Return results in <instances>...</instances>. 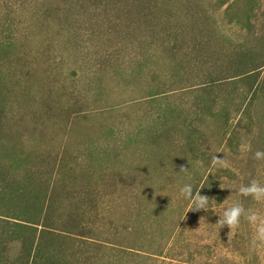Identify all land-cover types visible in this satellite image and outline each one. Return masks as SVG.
Wrapping results in <instances>:
<instances>
[{
	"label": "rangeland",
	"instance_id": "rangeland-1",
	"mask_svg": "<svg viewBox=\"0 0 264 264\" xmlns=\"http://www.w3.org/2000/svg\"><path fill=\"white\" fill-rule=\"evenodd\" d=\"M132 1L0 0V113L7 117L1 132L31 156L30 162L45 167L42 170L55 159L72 168L79 184L76 190L85 203H95L99 209L96 219L87 214L99 238L141 250V258H124L125 264H160V260L149 259V253L166 238L167 228L178 221L179 212L189 208L181 188L188 184L194 187L207 173L208 165L201 159L208 156L192 155L182 150L181 144L190 139L204 146L203 150L214 151L222 141L216 124L205 122L195 136L180 124L172 143L160 136L154 145L146 143L142 131L147 123H155L159 107L147 103L145 74H137L132 86L126 84L131 77L121 81L114 74L118 68L129 76L133 62L141 59L142 48L129 42L130 38H120L127 24L125 9ZM200 1L225 48L231 51L234 45H242L255 54L256 65L264 63V0H257L258 11L249 32L229 24L216 0ZM165 3L179 13V0H159L160 6ZM244 3L238 1L240 10ZM132 34V38L144 35L140 30ZM143 47L147 49L145 44ZM220 62L243 72L251 68L242 67L241 61ZM50 69L51 79L71 87L83 107L64 110L65 98L48 88L46 70ZM234 74L238 73L223 76ZM240 96L235 95V99H242ZM251 116L256 139H243L249 147L246 157L232 160L223 155L220 162L235 169L241 178L232 186L234 206L240 205L246 215L257 213L264 220V199L257 201L240 192L253 181L264 186V159L254 158L255 152H264V103L256 104ZM204 221H186L180 241L167 253L170 256H163L181 251V245L190 251L201 250L206 256L203 247L209 245L215 254L233 259L234 264H264V244L252 246L256 227L244 216L233 229ZM119 225L129 228L123 232L118 229V236L113 238ZM102 247L104 264L120 263L121 257L109 250V245L103 243ZM85 253L91 257L95 254Z\"/></svg>",
	"mask_w": 264,
	"mask_h": 264
},
{
	"label": "trees",
	"instance_id": "trees-1",
	"mask_svg": "<svg viewBox=\"0 0 264 264\" xmlns=\"http://www.w3.org/2000/svg\"><path fill=\"white\" fill-rule=\"evenodd\" d=\"M238 1L215 2L219 8H224L229 24L249 32L258 11V1L244 0L243 10L238 8ZM202 8L200 0H179V13H176L169 3L160 6L159 0H133L125 9L126 29L117 33L125 40L130 38L129 42L142 49L141 59L133 62L129 76L117 68L115 77H120L121 81L131 77L126 84L132 86L137 74H145L149 84L145 90L147 103L159 107L155 123H147L142 131L147 137L146 143L154 145L159 136L172 143L178 137L180 124L195 136L205 122L216 124L222 141L214 151L203 150L204 146L190 139L185 145L181 144L180 148L192 155L208 156L201 159L208 165L207 173L202 181L194 184L192 193L207 197L209 209L190 210L192 203L188 199V210L179 212L178 221L168 226L166 238L161 239L152 252H145L150 254L152 261L160 260V264H197L200 261L203 264H234L233 259L215 254L209 245L203 247L206 256L201 250L190 251L187 245H181L182 250H176L171 257L163 255L170 256L167 253L180 241L186 221L203 219L204 223H218L222 212L234 206L232 186L240 183L241 178L235 169L221 165V157L228 155L232 160H241L248 154L249 147L242 141L256 139L252 109L264 103V75L260 76L264 63L256 65L255 54L242 45L230 47L231 51L225 48L222 37ZM200 14L204 15L203 19ZM135 30L144 35L132 38ZM226 59L241 61L242 67L251 65V68L243 72L221 65L220 61ZM100 66L104 68L105 65ZM46 71L49 90H58L66 100L64 110L73 111L85 105L66 83L61 85L51 79L54 78L51 69ZM230 72L238 74L223 76ZM235 95H241L242 99L236 100ZM46 107L50 108L48 104ZM4 120L7 117L0 113V264H104L100 255L105 248L103 243L119 254V264H125L123 261L127 257L141 258V250L119 247L99 238L100 234L87 221V214L96 219L99 209L95 203H85L80 191L76 190L79 184L75 182L72 168L56 159L47 164L45 170L33 160L30 162L31 156L10 143L8 136L1 132ZM109 224L115 226L114 222ZM119 227L112 234L113 238L118 236V229L123 232L129 228ZM87 251L96 255H86ZM247 264L250 263L247 261Z\"/></svg>",
	"mask_w": 264,
	"mask_h": 264
},
{
	"label": "clouds",
	"instance_id": "clouds-1",
	"mask_svg": "<svg viewBox=\"0 0 264 264\" xmlns=\"http://www.w3.org/2000/svg\"><path fill=\"white\" fill-rule=\"evenodd\" d=\"M257 160L264 159V152L257 151L254 154ZM192 185L188 184L181 188V194L186 199H191L192 207L190 210H200L204 208L207 211L208 198L200 194L193 195ZM240 192L244 196H252L253 199L260 201L264 199V186H260L257 182L253 181L248 186L240 188ZM244 216L250 224L255 225L256 233L252 239V246L255 248L258 244H264V220L257 213L246 215V210L240 206L235 205L228 208L219 219L218 223L222 226L227 225L230 229L236 228L241 222V217Z\"/></svg>",
	"mask_w": 264,
	"mask_h": 264
}]
</instances>
